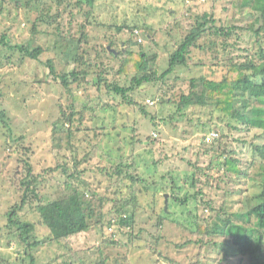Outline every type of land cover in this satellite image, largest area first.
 <instances>
[{
    "label": "rangeland",
    "instance_id": "1",
    "mask_svg": "<svg viewBox=\"0 0 264 264\" xmlns=\"http://www.w3.org/2000/svg\"><path fill=\"white\" fill-rule=\"evenodd\" d=\"M25 1L31 8L18 10L0 0L7 8L0 16V36L5 33L11 45L43 48L35 60L0 43V109L7 114V124L0 118V264H93L103 256H109V264H248V259L241 261L232 253V238L208 231L221 223L223 209L238 222L236 213L249 210L254 203H248L250 196L261 191L264 160L254 145L264 144V130L248 124L244 116L264 103L250 98L233 116L210 104L179 109L180 96L191 90V78L222 80L227 72L223 60L216 64L209 55L195 56L192 61L200 58L204 64L179 65L165 84L151 83L131 92L129 96L140 103L136 105L104 89L99 93L92 84L68 90L60 79L47 77V61L54 63L56 73L69 72L76 66L68 61L82 54L92 61L81 66L91 72L89 79L96 81L95 73L103 70L110 82L124 85L127 82L115 74L119 55L105 54L103 47L120 54L143 46L149 55L160 54L154 65L164 71L176 41L205 12H213L218 24L248 29L228 39L232 60L242 61L260 55V14L242 0H97L88 24L91 6L78 0ZM61 117H73L65 121L71 132L58 126ZM216 127L224 130L222 146L251 171L247 177L227 176L218 162L226 158V153L217 152L219 141L214 147L216 138L204 143ZM24 147L31 149V172L39 175L43 198L55 200L79 187L81 196L93 197L97 217L110 211L113 225H107L104 216L102 229L92 220L89 231L64 239H55L42 225L28 240L9 229L6 212L23 193L15 180L22 177L19 151ZM198 152L199 169L191 164ZM120 161L125 163L121 174L110 175ZM56 165L68 172L49 170ZM67 181L71 186L66 189ZM171 195L190 198L182 204ZM100 199H106L104 209ZM123 204L133 217L128 227L117 222ZM27 218L37 222L39 214L30 212ZM34 241L37 244L30 246Z\"/></svg>",
    "mask_w": 264,
    "mask_h": 264
},
{
    "label": "trees",
    "instance_id": "2",
    "mask_svg": "<svg viewBox=\"0 0 264 264\" xmlns=\"http://www.w3.org/2000/svg\"><path fill=\"white\" fill-rule=\"evenodd\" d=\"M2 1L3 3L13 5L18 10L22 7L31 8L32 6L30 1L25 0ZM78 1L81 5L86 3L91 6V11L88 12V24H92V15L96 12L97 0ZM3 3L0 5V16L5 10H7ZM242 4L248 5L252 10L259 13V18L261 17L263 19L264 24V0H242ZM8 10L12 13L13 9L9 7ZM218 23L219 20H217L213 12H205L201 15H197V20L194 25L187 29L185 36L176 41L174 50L170 54L169 67L164 71H159L154 65V62L158 63L160 54L155 52V54L149 55L145 50L142 51L144 48L143 46L138 45V49H126V51H121L120 54L115 53L112 49H109L106 46L103 47L105 54L112 56L119 55L120 63L115 74L119 77L121 76L127 82L124 85H121L118 81L115 83L110 82L106 78L107 71L103 70L102 73H95L97 75L96 81L94 77L89 79V77H91V72L86 68L82 69L81 66L86 64L90 65L92 61L88 56L86 57L82 54H77L75 59L68 61L69 64H74L76 66L75 69L69 72L56 73V66L54 63L50 60L47 61L49 67L47 77L48 74H50L55 80L60 79L68 90H71L73 85H76L78 89H83L84 86H87L86 84H92L99 93L104 89L109 91V94L113 93L115 96L118 95L122 97L124 99L123 103L136 105V102L139 103V101H135L129 96L131 92L136 89L142 90L143 85L146 87L151 83L164 82L165 84L168 81L167 79L175 72L177 66L190 67L192 63H194L195 66L204 64L200 58L197 62L192 60H194L197 55H209L212 58V61L217 60L216 64L220 60H223L224 66L227 67L226 74L220 81H215L205 76L191 78L189 80L191 90L187 95L182 94L180 96V99L182 100L179 102V109L182 110L186 105L190 106L199 104L200 106H207L210 104L214 106L216 110H219L226 115L233 116L236 112H234V110L237 108L240 110L241 108H244V106H248L250 98H254L259 102L261 101V103H264V39L259 37L261 38L260 44L258 43L260 55H252L246 57V59L242 61L235 62L232 60V54L229 50V47H231L232 44L231 42L229 44L228 39L232 37L235 38V34L241 36L244 28L237 27L234 24L225 25ZM83 26L86 28L87 23ZM133 27H138V25H134ZM244 30L248 31L246 28ZM259 30H261V28L258 29L256 33H258ZM84 36L83 33L80 38L81 42L84 39ZM6 37L7 35L5 33L2 34L0 36V43L5 47L18 48L19 51H23L31 59L37 60L43 52V48L40 46L11 45V43L6 40ZM235 41L238 42V39H235ZM199 87L200 89H198ZM240 113L241 111L238 113V117H240ZM0 118L4 122L7 118V114L1 109ZM72 118L73 117H61L58 126L65 128L67 132H71V129L65 127V121L66 119L72 121ZM244 120L251 126L264 130V107H252V111L244 116ZM224 127L228 128L229 123ZM216 128H211L210 130L223 133V129L221 130L219 127ZM67 132L66 136L68 138L70 133L67 134ZM216 139L211 145L214 147L215 141H219L220 146L217 152H219V155L226 153V158L224 160H218V162L223 165L225 174L229 177H247L251 171H245V169L241 167V159H234L233 154L227 152L226 147L222 146L223 140L221 136ZM203 141L206 144L205 137L203 138ZM25 147L19 151V153L21 152L22 154L19 157V162L24 164L23 170H21L22 177L18 181L15 180L16 185L21 188V191L23 190V193L20 197V201L10 206L9 210L6 212V226L9 229L12 228L16 230V232L18 231L20 236L28 240V238H31V235H33L34 238V232L36 231L37 226L42 225L50 229L55 239H64L76 233L89 231L92 228V220L98 222L96 225L100 226L101 229L106 226L105 217L108 219V213H110V211L105 214L101 211L100 218L97 217V211L91 204L93 197L90 200L84 195L81 196L82 193H80L79 187L74 186L71 192L55 200L47 201L43 198L44 196H41L39 193V185L41 184L39 175H35L31 172L32 165L29 161L28 154L31 149ZM200 150L206 151L211 149L201 147ZM254 151L264 160V144L254 145ZM199 153L200 152H198V154ZM200 157L201 155L199 154L195 163H191L192 166L198 169L200 167V165H198ZM213 164L214 161L210 167H213ZM124 166V161H120V163L115 165V171L114 169L110 171V175H114V172H116V174H121V170ZM49 170H52V172L61 170L63 175L68 172L65 167L62 168L58 165ZM195 175L197 174L195 173ZM165 177L166 176H163L162 179ZM261 177V191L257 196H250L251 199L249 198L248 203L252 200H254V203L249 210L236 213L238 222L233 221L230 215L223 209L221 215H219L221 223L216 222L213 228L208 231L210 235L213 234V236L215 234H222L232 238V253L240 255L241 261H246V259H248V264H264V172L261 174ZM192 179V183H194V178ZM83 182L84 181H81L82 184ZM70 186V182L67 181L65 188L67 189ZM188 198L190 197L183 200L179 196L171 195V199L181 202L182 204H186L189 200ZM100 200L102 202V209H104L106 199ZM127 207L126 204H123L118 208L120 210H117L120 212L124 211V213L119 212L117 222L119 225L125 227H128L133 222V217L128 216L126 213ZM34 211L39 214L37 222H32L27 218L28 214ZM113 223V219H108L106 222L107 225H113ZM35 242L36 241L32 242L30 246L34 245ZM220 244L223 246L225 243L222 242ZM108 258L109 256H103L93 264H109Z\"/></svg>",
    "mask_w": 264,
    "mask_h": 264
},
{
    "label": "built area",
    "instance_id": "3",
    "mask_svg": "<svg viewBox=\"0 0 264 264\" xmlns=\"http://www.w3.org/2000/svg\"><path fill=\"white\" fill-rule=\"evenodd\" d=\"M220 133H218L217 131H212L206 138H205V142L209 143L211 141H213L215 138L219 137Z\"/></svg>",
    "mask_w": 264,
    "mask_h": 264
},
{
    "label": "water",
    "instance_id": "4",
    "mask_svg": "<svg viewBox=\"0 0 264 264\" xmlns=\"http://www.w3.org/2000/svg\"><path fill=\"white\" fill-rule=\"evenodd\" d=\"M168 194H166V204H167Z\"/></svg>",
    "mask_w": 264,
    "mask_h": 264
}]
</instances>
